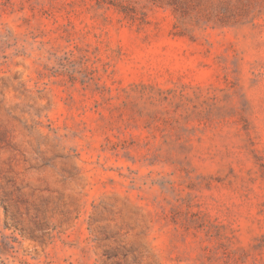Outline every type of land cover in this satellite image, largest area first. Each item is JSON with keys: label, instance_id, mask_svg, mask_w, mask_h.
Masks as SVG:
<instances>
[{"label": "rangeland", "instance_id": "374dc122", "mask_svg": "<svg viewBox=\"0 0 264 264\" xmlns=\"http://www.w3.org/2000/svg\"><path fill=\"white\" fill-rule=\"evenodd\" d=\"M0 264H264V0H0Z\"/></svg>", "mask_w": 264, "mask_h": 264}]
</instances>
